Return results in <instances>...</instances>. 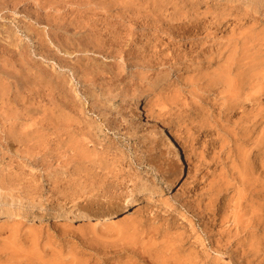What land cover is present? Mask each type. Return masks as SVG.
Instances as JSON below:
<instances>
[{"label":"rangeland","instance_id":"1","mask_svg":"<svg viewBox=\"0 0 264 264\" xmlns=\"http://www.w3.org/2000/svg\"><path fill=\"white\" fill-rule=\"evenodd\" d=\"M61 16L66 40L94 48L52 43ZM0 33V198L143 206L89 222L0 213V264H264V0H0ZM157 126L190 165L148 201L176 167Z\"/></svg>","mask_w":264,"mask_h":264},{"label":"bare ground","instance_id":"2","mask_svg":"<svg viewBox=\"0 0 264 264\" xmlns=\"http://www.w3.org/2000/svg\"><path fill=\"white\" fill-rule=\"evenodd\" d=\"M2 1V0H1ZM91 1V0H90ZM117 1V0H116ZM122 1V0H121ZM80 2V1H79ZM86 2V1H85ZM115 2V1H114ZM39 5V4H38ZM42 6V5H39V7ZM29 7V6H28ZM38 7V6H37ZM43 7V6H42ZM40 8V9H43V8ZM29 10V9H28ZM93 11V10H92ZM37 12V11H35ZM39 12V11H38ZM96 13V12H95ZM38 14V17L40 16L39 14H41L40 12L37 13ZM37 14L35 13V15L37 16ZM92 14V13H91ZM35 16V17H36ZM50 16V15H49ZM66 16V15H64ZM50 18V17H49ZM61 18H63L62 16L61 17H57V19L60 20V23L59 25L57 26L56 24L59 22V20H57L56 22V26L53 30L55 34H47V36L49 37V40L53 43H56L59 47H62L64 48V51L63 52H67L68 51H78L80 49V47H82L83 45V48H85L86 46L88 47L89 45H92V42L90 41H87L86 38L80 36L81 40L84 38L83 43L82 41L80 42L79 40L76 42V43H73V41L71 40V38L69 39H65L64 38V35L65 34H62V33H67L69 31L67 30H70L68 29V26H71V25H65V23H63V21L61 20ZM43 19V18H42ZM38 20V19H37ZM41 19H39L40 21ZM16 21V20H15ZM14 21V22H15ZM38 21V22H39ZM54 21V20H53ZM62 21V22H61ZM76 21V20H75ZM18 22V21H17ZM37 22V21H35ZM138 22V21H137ZM49 23L46 21V24ZM55 23V22H54ZM204 23V22H203ZM18 24H20L18 22ZM80 24V23H79ZM84 24H86L84 22ZM179 24V23H178ZM47 25H50L47 24ZM202 25V24H201ZM17 26V24H16ZM51 26V25H50ZM53 26V25H52ZM74 27V26H73ZM186 27V26H185ZM32 28V27H31ZM29 30V29H28ZM27 30V32H29ZM187 30V29H186ZM190 31V30H189ZM34 33V32H33ZM1 34V33H0ZM30 34V32H29ZM35 34V38H36V35L37 33H34ZM33 34V36H34ZM40 34V33H39ZM39 34L37 35V40L38 43L36 44V48H35V51L38 52V54H40V56H42L43 58L45 59H52L54 61H56V63L60 66V67H63L65 65H62L61 61H63L62 59L59 61V58L55 55V53L51 52V49L49 48V45H47L46 43V39H42ZM87 34V33H86ZM67 35V34H66ZM88 35V34H87ZM93 35V34H92ZM91 36V35H90ZM94 37V36H92ZM31 38V37H30ZM2 40V39H1ZM48 40V41H49ZM3 41V40H2ZM75 41V40H74ZM46 42V43H45ZM8 43V42H7ZM121 43V42H120ZM4 44V43H3ZM95 44V43H94ZM85 45V46H84ZM121 45V44H120ZM244 45V44H243ZM5 47V46H4ZM86 47V48H87ZM92 48L93 45L91 46ZM6 48V47H5ZM25 48V47H24ZM96 48V47H95ZM8 50V49H7ZM13 50V49H11ZM10 51V50H9ZM65 52V53H66ZM23 53V52H22ZM69 53V52H68ZM241 53V52H240ZM26 54V53H25ZM78 56V55H77ZM239 56V55H238ZM22 57V56H21ZM244 57V56H243ZM26 58V57H25ZM74 58V57H73ZM84 58V57H83ZM20 60V59H19ZM78 60V59H77ZM243 61V60H242ZM78 62V61H77ZM75 65V64H74ZM155 65V64H154ZM17 66V65H16ZM3 67V66H2ZM59 67V68H60ZM67 67V66H65ZM17 70V69H16ZM224 70V69H223ZM222 70V71H223ZM15 72V71H14ZM41 73L40 72H37V75L39 76ZM98 74V72H97ZM223 74V73H221ZM51 77V76H50ZM104 79V78H103ZM231 79V78H230ZM85 80V79H84ZM84 82V81H83ZM62 83V82H61ZM52 84V83H51ZM44 87V86H43ZM60 88V87H59ZM219 88V87H218ZM256 88V87H255ZM238 89L240 90L241 87H238ZM254 89V88H253ZM264 89V86H259V88L257 87V90L256 91H260V90H263ZM238 91H234L235 94H233L232 96L229 95V93L231 92H228V95L231 96L229 101H228V104H227V107L231 106V109H235L237 107H243L241 104L239 105L238 101H237V98H235L237 96V93L239 92ZM255 90V89H254ZM63 91V90H62ZM254 91V92H256ZM233 92V93H234ZM251 93V92H250ZM152 92H149L148 94L146 95H151ZM232 94V93H231ZM256 94V93H255ZM255 94H252V95H255ZM52 96V95H51ZM69 96V95H68ZM247 96V95H246ZM47 97V96H46ZM251 98H253V96H249ZM251 98H248V99H251ZM50 99V98H49ZM48 99V100H49ZM50 101V100H49ZM16 102V100H15ZM143 103H144V100H143V95L139 92H137L134 96V99H133V106H132V111H133V114L134 116H137V117H144L145 118V113L143 111ZM11 105V104H10ZM24 106V105H23ZM72 107V106H71ZM1 110V108H0ZM16 111V110H15ZM86 111V110H85ZM34 113V112H33ZM10 114H13V113H10ZM75 114V113H74ZM14 116V115H13ZM28 117V116H27ZM29 118V117H28ZM35 118V117H33ZM57 119V118H56ZM59 119V118H58ZM62 119V124H65L66 125H69V123H72L73 122V119H71L70 116H65V117H62L60 118V121ZM148 121L149 118L147 117L146 118ZM58 124V123H57ZM43 126V125H42ZM59 126V124L57 125ZM64 126V125H63ZM91 126V125H89ZM47 127V126H46ZM98 128V127H97ZM158 128V131L160 133V136L166 140V149L168 151V153L174 157V159L176 160V167H175V170L172 174V176L166 181V184L165 186L162 188V189H158L156 191H152V190H147L145 195H146V199H148V201L151 200V198H154V197H162L168 193H171L173 192L176 188H177V184L183 180L184 176H185V170H186V166H189L190 165V160L189 158L186 156V155H183V153L180 151V147H179V142H178V138L176 137V135L174 133L171 132L170 129H165V128H162L161 126H157ZM25 130V129H24ZM214 134V133H213ZM219 135V134H218ZM89 137V136H88ZM252 137V136H251ZM47 139V138H46ZM45 139V140H46ZM76 141V140H75ZM224 141V140H223ZM26 142V141H25ZM40 142V141H39ZM214 143V141H213ZM37 147V146H36ZM35 147V148H36ZM39 147V146H38ZM220 149H221V146H220ZM39 151V150H38ZM40 152V151H39ZM70 157V156H69ZM44 159V158H43ZM241 159V158H240ZM46 162V161H45ZM49 163V162H48ZM48 165V164H47ZM231 188V187H230ZM233 189V188H232ZM141 194V193H140ZM140 197L137 195L131 197L128 202H126L127 204L123 207H118L112 211H102L101 209H95L93 211H88L86 209H81V210H77V209H64L63 208V205L61 203H53V202H50V203H46V202H43L41 201L40 199H36V198H32V199H29L27 201H22V200H17V199H2L0 198V213L4 214V215H9V216H23V217H27V216H36V217H39V216H43V215H47V214H54L55 211H59V210H63L64 212V217L65 219H69V220H72V221H98L100 219L101 216H107V218H117L119 216H128L130 214H135L137 212H139V210L141 208H143V206L141 207V205L138 204V199ZM262 203V202H261ZM227 206V205H226ZM145 207V206H144ZM66 222V221H65ZM53 263V261H52Z\"/></svg>","mask_w":264,"mask_h":264}]
</instances>
